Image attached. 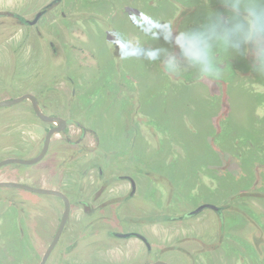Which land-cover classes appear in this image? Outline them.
Wrapping results in <instances>:
<instances>
[{
  "label": "rangeland",
  "instance_id": "374dc122",
  "mask_svg": "<svg viewBox=\"0 0 264 264\" xmlns=\"http://www.w3.org/2000/svg\"><path fill=\"white\" fill-rule=\"evenodd\" d=\"M52 1L0 0V101L37 95L45 114L69 120L72 141L83 126L101 142L88 133L81 151L60 152L56 134L46 160L0 169V181H50L74 200L46 264H264V76L249 57L224 53L219 78L171 76L143 58V48L168 46L136 26L151 31L152 17L196 27L223 11L220 0H62L35 26L15 18ZM50 126L29 100L0 108V161L38 155ZM206 202L222 215H187ZM63 210L57 196L0 188V264H39ZM129 231L150 250L113 235ZM37 238L45 246H31Z\"/></svg>",
  "mask_w": 264,
  "mask_h": 264
},
{
  "label": "clouds",
  "instance_id": "9594fccd",
  "mask_svg": "<svg viewBox=\"0 0 264 264\" xmlns=\"http://www.w3.org/2000/svg\"><path fill=\"white\" fill-rule=\"evenodd\" d=\"M223 11L209 10L204 21L196 27L178 30L170 23L152 19L155 27L144 31L151 41L162 40L168 47L143 48V57L160 61L165 73L179 76L182 69H195L201 77L219 78L223 68L217 53L249 57L252 70L264 76V0H220ZM133 23H136L133 21ZM124 45L129 42L118 35ZM121 51V59L133 58Z\"/></svg>",
  "mask_w": 264,
  "mask_h": 264
},
{
  "label": "water",
  "instance_id": "95a60500",
  "mask_svg": "<svg viewBox=\"0 0 264 264\" xmlns=\"http://www.w3.org/2000/svg\"><path fill=\"white\" fill-rule=\"evenodd\" d=\"M61 1L62 0H53L43 10L39 11L32 20L26 19L21 15H17V16L19 17L21 22H23L24 24L30 25V26H35V25H37V23L39 22L41 17L46 13V11L48 9L52 8L55 4H57ZM25 100H29L31 102L33 110L40 120H42L43 122H46V123L54 124V127H52L51 129L48 130L46 137H45L43 148L37 156H35L31 159L7 158V159L0 161V168L4 167L6 165H10V164L35 165V164L41 162L43 160V158L45 157L46 153L48 152V149H49V146H50V143H51L53 136L56 134H59L61 132H64L66 130L67 120L62 118V117H59V116H51V115L45 114L42 111V109L39 105L38 99L36 98V96L34 94L25 93V94H23L19 97H16V98L2 100V101H0V108L16 105V104H19ZM0 188H17V189L33 192L36 194L56 195V196H59L60 198L63 199L65 207H64L63 215H62L61 220H60L58 230L56 231L55 236H54L50 246H48V248L46 249V251H45V253H44V255H43V257L39 263V264H46L48 259L51 256L53 250L55 249L56 244L58 243V241H59V239L63 233V230L67 224V221H68V218H69V215L71 212V206H70L69 198L62 191H58V190H54V189L38 188V187L31 186L29 184H24V183H20V182L1 181L0 182ZM208 208L217 209V207L214 206L213 204L205 203V204L200 205L195 210L191 211L190 214L196 215V214L200 213L201 211H203L204 209H208ZM116 235L120 236L121 238L136 237L145 243L148 250H150V248H151L150 243L147 241L146 237L140 233H137V232L124 233V234H118L117 233ZM150 264H170V263H168L164 260H156Z\"/></svg>",
  "mask_w": 264,
  "mask_h": 264
},
{
  "label": "flooded vegetation",
  "instance_id": "af4514ba",
  "mask_svg": "<svg viewBox=\"0 0 264 264\" xmlns=\"http://www.w3.org/2000/svg\"><path fill=\"white\" fill-rule=\"evenodd\" d=\"M18 14H15V18H17L20 22H21V20L19 19V17L17 16ZM36 96V98L38 99V102H39V105H40V107H41V102H40V99H39V97L37 96V95H35ZM32 105V104H31ZM33 108V107H32ZM37 116V115H36ZM57 116V115H56ZM38 117V116H37ZM59 117H61V116H59ZM63 118V117H62ZM65 119V118H64ZM67 120V127H66V130L64 131V132H61V133H59L60 134V137L62 138V140H60L59 141V143H58V146H59V151L60 152H62V150L64 151L65 150V148H67L66 146L67 145H69L70 147H72V148H70L69 150H73V152L74 153H77L78 151H81L82 150V148L83 147H85L86 146V144H85V139H86V136H87V134L88 133H91L94 137H95V141H96V144L98 145V144H100V142H101V139H100V135L98 134V133H96V132H94L93 130H88L87 128H85V127H83V126H81L82 127V131H81V135L79 136V138H77V140H75V141H72L71 140V138L70 137H67L66 136V133H67V128H68V124H69V120L68 119H66ZM52 127H54V124H51V126L49 127V129H51ZM48 129V130H49ZM90 131V132H89ZM48 132V131H47ZM47 134V133H46ZM46 137V136H45ZM52 140H53V138H52ZM52 140H51V143H50V146H49V149H48V152L46 153V155H45V157L43 158V160H46L47 158H48V154L50 153V151H51V149H52V147H53V145H52ZM45 141V140H44ZM44 145V144H43ZM78 147H80V148H78ZM43 148V147H42ZM75 149H77V150H75ZM96 149H98V146H96ZM37 156V155H36ZM42 160V161H43ZM1 169V168H0ZM100 172H101V174H103V170H102V168H100ZM120 179H122V180H126V181H128L129 183H130V185H131V190H130V192H129V194H128V196L126 197L127 199L129 198V199H131V198H133L136 194H137V190H138V186H137V184H136V181L134 180V178L132 177V175H121L120 176ZM48 180H50V178H48ZM1 182V181H0ZM50 184V181H48L47 182V184L44 186V187H38V188H46V189H54V190H58V191H62L64 194H66L67 195V197L69 198V200H70V206H71V212H72V207H73V203H74V200H73V198H71L68 194H67V192L64 190V189H62L61 187H59V186H57V185H52L53 187H49L48 185ZM31 186H34V187H37V186H35V185H31ZM26 191V190H25ZM27 192V191H26ZM29 192V191H28ZM31 194H34V195H36V193H33V192H30ZM37 195H42V194H37ZM52 196H56V195H52ZM78 196H79V194H78ZM80 196H82V195H80ZM60 200H61V204H63V207H65L64 206V201H63V199L62 198H60L59 196H57ZM83 197V196H82ZM92 200H94V199H92ZM12 202H13V200H11ZM15 201H17V199H15ZM95 201H97V199H95ZM206 203H208V202H206ZM203 204H205V203H203ZM208 204H212V203H208ZM200 205H202V204H200ZM199 205V206H200ZM214 206H216L217 207V209H211V210H213V211H215L216 213H218L220 216L222 215V213H223V211H224V208L223 207H221V206H217L216 204H213ZM198 206V207H199ZM198 207H196V208H198ZM195 208V209H196ZM194 209V210H195ZM208 209H210V208H208ZM193 211V210H192ZM63 212H64V210H63ZM71 212H70V215H69V218H68V221H67V224H66V226H65V228H64V230H63V233H62V235H61V237H60V239H59V241H58V243L56 244V246H60L61 245V239H62V236L65 234V230H66V228H67V226H68V224H69V220H70V217H71ZM191 212V211H190ZM190 212L187 214L188 216H192L191 214H190ZM62 215H63V213H62ZM62 215H61V217H62ZM61 217H60V220H61ZM60 220L58 221V224H57V226H56V230H55V232H54V236H55V233H56V231L58 230V227H59V224H60ZM132 231H129V232H113V235L115 236V237H117V238H121L120 236H117L116 234L118 233V234H124V233H131ZM54 236H53V238H54ZM53 238L51 239V241L49 242V243H45V244H47V246H50V244H51V242H52V240H53ZM130 238H136V237H130ZM121 239H129V238H121ZM45 244L42 242V239H34V241L31 243V246H45ZM74 246H76V243H74L73 244ZM80 246V245H79Z\"/></svg>",
  "mask_w": 264,
  "mask_h": 264
}]
</instances>
